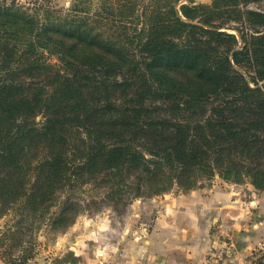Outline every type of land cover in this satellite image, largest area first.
Returning <instances> with one entry per match:
<instances>
[{"label":"trees","instance_id":"trees-1","mask_svg":"<svg viewBox=\"0 0 264 264\" xmlns=\"http://www.w3.org/2000/svg\"><path fill=\"white\" fill-rule=\"evenodd\" d=\"M260 1L0 0L7 264L40 229L215 175L264 191Z\"/></svg>","mask_w":264,"mask_h":264},{"label":"crops","instance_id":"crops-1","mask_svg":"<svg viewBox=\"0 0 264 264\" xmlns=\"http://www.w3.org/2000/svg\"><path fill=\"white\" fill-rule=\"evenodd\" d=\"M149 238L150 264H264V192L220 180L168 198Z\"/></svg>","mask_w":264,"mask_h":264},{"label":"rangeland","instance_id":"rangeland-1","mask_svg":"<svg viewBox=\"0 0 264 264\" xmlns=\"http://www.w3.org/2000/svg\"><path fill=\"white\" fill-rule=\"evenodd\" d=\"M19 1L32 3L41 0ZM49 1L59 7L70 5V0ZM246 7L264 11V0L250 2ZM51 60L57 61L55 56H51ZM220 180L235 183L215 175L188 191L174 187L169 192L152 198H136L123 212L115 211L109 206L101 211L86 212L62 233L47 234L44 229H40L31 243V256L27 264H150L154 260L155 251L148 247L147 241L150 240L157 216L165 209V200L187 196L192 190L210 188ZM236 184H241L247 192H264L256 189L249 180ZM8 217L9 215L0 216V235ZM12 222L9 221V224ZM220 227L221 223H216V228ZM72 256H75L76 261ZM263 256L258 255V260ZM0 264H7L1 256Z\"/></svg>","mask_w":264,"mask_h":264}]
</instances>
